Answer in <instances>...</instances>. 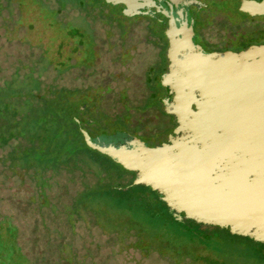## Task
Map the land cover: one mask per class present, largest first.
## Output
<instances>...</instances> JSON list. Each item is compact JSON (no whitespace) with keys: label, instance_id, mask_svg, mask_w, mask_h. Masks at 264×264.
Wrapping results in <instances>:
<instances>
[{"label":"rangeland","instance_id":"1","mask_svg":"<svg viewBox=\"0 0 264 264\" xmlns=\"http://www.w3.org/2000/svg\"><path fill=\"white\" fill-rule=\"evenodd\" d=\"M216 1L214 17L228 16L239 0ZM203 15L196 10L193 18ZM123 17L122 5L106 0H0V264H264V250L258 254L244 237L176 222L151 189L108 177L112 186L128 189L112 193L98 174L95 182H85V170L78 167L77 186L69 190L72 177L65 176V184L58 177L73 167L61 154L46 161L29 132L16 130L23 115L15 119L12 110L21 106L27 117L67 87L77 92L70 101L90 107L84 115L96 121L79 118L92 134L124 129L149 146L169 136L171 123L147 113L141 129L146 135L135 130L139 122L126 126L129 105L121 103L139 94L127 88L119 99L118 90L138 86L154 46L142 20ZM248 22L264 32V15ZM194 32L206 50L239 45L238 40L207 44L197 22ZM117 101L122 108L114 106ZM103 103L112 105L110 116L99 108ZM27 122L35 132L34 118Z\"/></svg>","mask_w":264,"mask_h":264},{"label":"water","instance_id":"2","mask_svg":"<svg viewBox=\"0 0 264 264\" xmlns=\"http://www.w3.org/2000/svg\"><path fill=\"white\" fill-rule=\"evenodd\" d=\"M125 16L166 20L167 71L160 100L175 124L149 146L124 130L92 134L86 144L125 170L132 185L158 193L177 220L230 230L264 243V44L207 51L195 39L199 0H106ZM244 17L264 15V0H242ZM153 10V11H152Z\"/></svg>","mask_w":264,"mask_h":264},{"label":"trees","instance_id":"3","mask_svg":"<svg viewBox=\"0 0 264 264\" xmlns=\"http://www.w3.org/2000/svg\"><path fill=\"white\" fill-rule=\"evenodd\" d=\"M209 1V0H208ZM236 12V10H235ZM152 16L146 15L144 17L141 16H124L123 18L131 20V18H135L137 21L142 20L143 21V28L144 35L146 39L151 42V44L154 46V54L147 57V61L145 64V68L143 72L141 73L140 77L138 78V86H127L123 89L118 90V92L121 91L119 95V99H122L125 96V91L127 88L128 90L135 91V94H139L137 99H127L124 100L121 104L126 103L129 106L130 111V117L127 119V125L130 126L132 123L135 122L140 123V128L137 126L135 129L138 133L142 135H146L143 132H141V129L146 124L145 121L148 119H145L144 114H150L154 120L158 119L161 123L165 125H169L171 123V126L168 128L167 132L170 131V129L175 125L172 121V115L166 114L163 110V105L161 102L162 97H166L167 93L165 91V88L161 85L159 81L160 74L165 72L166 66H167V59L166 58V50H167V43L164 42V38L166 39L164 35V30L166 28V18H164L161 14L155 13ZM237 16L239 14L236 12ZM221 17V16H218ZM223 17V16H222ZM225 18V17H223ZM228 18H233V16H229ZM194 22L199 24L200 26L203 25V16L200 17L197 21L194 20ZM216 23H221V25H226L228 35H231L234 33V30L236 27L240 26L241 23L232 24L230 21H221V20H215ZM223 23V24H222ZM230 23V24H229ZM122 27V33L123 36L125 32L126 25L121 24ZM165 27L163 28V26ZM216 25L213 24L212 27H208V30H213ZM200 30V29H199ZM199 37L205 41L204 34L202 31H199ZM248 38V37H247ZM257 39V37L252 36L249 39L245 40L243 42V45H246L248 42H253ZM244 40V39H243ZM167 41V39H166ZM128 44V42H127ZM162 64H164V67H162ZM90 89V88H89ZM85 91H88V89H84ZM99 91V90H97ZM58 92V90H57ZM102 95H108L109 93H104L100 91ZM77 93L76 91L68 90L67 87L60 88L58 94L48 100L43 101L41 104L35 105V109L30 111V115L25 117L24 108L21 106L17 108V110H12V117L17 118L18 116H22V119L20 124H17L15 127L17 129L26 130V132H29L30 137L33 138L36 142V144L42 148V155L45 156L46 161L53 160L56 158L58 154H61L64 158L65 164L67 166L73 167V169L67 171H62V173L58 177V181L61 184L66 183V177H72V180L74 183H70L68 186V189H70L71 185L76 188L77 182L79 180V171L78 167L84 169V175L85 179L84 181L87 183L95 182L97 179V175L99 177H102L103 182H106V184H110L112 186V183L107 180L108 177L110 178H116L118 180H125V184H131L134 178L135 173L125 170L120 164L114 162L111 160L108 156L105 154H102L98 150L90 148L86 142L84 141L83 134L81 132V128L88 131L85 128V125L82 123L81 119L79 118V115H84L86 113V110H89L90 107L85 102L75 103L69 100V97L73 94ZM80 93V92H79ZM118 99V100H119ZM114 106H118V108H122L117 103H113ZM112 105H108L105 103L101 104L99 108L102 109V113L105 115L108 114L110 116L109 107ZM8 110V109H7ZM6 110V111H7ZM91 110V109H90ZM23 113V114H22ZM21 114V115H20ZM31 117L34 118V125L36 123L37 127L35 132H31V130H34V128L28 126L27 118ZM85 117V115H84ZM86 118V117H85ZM109 118V117H104ZM101 119V118H100ZM27 123H24V122ZM86 124H92L96 121L94 118H86L85 120ZM171 121V122H170ZM172 124H174L172 126ZM33 126V124H32ZM128 126V127H129ZM28 128V130H27ZM114 130H124V129H114ZM113 131V130H111ZM110 131V132H111ZM128 132L127 130H124ZM106 132V131H101ZM100 133V132H98ZM108 133V132H107ZM130 133V132H128ZM97 134V133H95ZM132 134V133H130ZM134 135V134H132ZM136 136V135H135ZM138 137V136H137ZM140 138V137H139ZM165 140V139H164ZM159 142L157 143V145ZM4 145V144H3ZM1 146V145H0ZM5 146V145H4ZM2 149V147H0ZM55 157V158H54ZM67 186V185H66ZM133 188L137 189L139 187H145L150 189V187L139 184V185H132ZM108 189L114 193H120L127 191L128 189H122L119 187H114ZM153 191V190H152ZM18 192V191H17ZM156 194H158L156 191H153ZM162 202V201H161ZM163 203V202H162ZM28 204V203H27ZM165 206V204L163 203ZM166 207V206H165ZM166 209H168L166 207ZM172 213L171 211H169ZM176 222L178 221H191L197 225L201 226H210L218 229L217 226H211L206 224L197 223L194 220L191 219H183V220H177L174 219ZM224 231H226L228 234L233 236H241L232 234L230 230H226L223 228ZM249 240L253 248V251L260 252L264 250V243L256 242L252 240L251 238L247 236H241ZM259 248V250H258ZM263 253V252H261Z\"/></svg>","mask_w":264,"mask_h":264},{"label":"flooded vegetation","instance_id":"4","mask_svg":"<svg viewBox=\"0 0 264 264\" xmlns=\"http://www.w3.org/2000/svg\"><path fill=\"white\" fill-rule=\"evenodd\" d=\"M201 2L204 3L203 7H200V8L194 7V8H191V10H192V17H193V13L196 10H203V13H204L203 21L204 22H203V25L200 26L199 31H202V33L204 34L205 42L207 44L212 45L215 41H218V40H222L223 42H232L235 40L239 41V45L237 48L223 47L220 49H210L207 51H224L227 49L232 50V51H239L241 49H245L246 47H248L251 44H264V32L262 30V27H260L259 24L254 25L255 23L253 24V23L248 22V20L250 18L255 17V16H262V15H253V16L244 17L241 14L240 9H239L242 0L236 1L235 7H234L236 12L239 14V16H237L236 12H234L235 10L234 11L231 10V13L228 16H223L225 18H223L222 16L221 17H214L215 16L214 14L217 12V8L219 6V2H217L216 0H209V1L208 0H205V1L201 0ZM155 13H158V12H155ZM229 16H233L234 19L228 18ZM212 18H214V19L212 20ZM215 20H221L223 22L230 21L232 24L241 23V25L236 27L233 34L228 35V32H227L228 27L226 25L224 26L223 23H222L223 25H221V23H216ZM213 24L216 26L214 28H212L213 30L209 31L208 27H212ZM225 24H226V22H225ZM193 30H194V26H193ZM252 36L257 37V39L253 42H248L246 45H243V42ZM213 38H215L216 40L215 39L212 40ZM165 71H167V66H166ZM167 138H165L164 141H166Z\"/></svg>","mask_w":264,"mask_h":264}]
</instances>
